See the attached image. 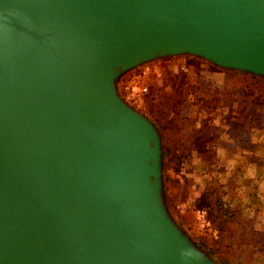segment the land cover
I'll return each mask as SVG.
<instances>
[{
    "label": "water",
    "instance_id": "obj_1",
    "mask_svg": "<svg viewBox=\"0 0 264 264\" xmlns=\"http://www.w3.org/2000/svg\"><path fill=\"white\" fill-rule=\"evenodd\" d=\"M178 55L264 76V0H0V264H224L122 87Z\"/></svg>",
    "mask_w": 264,
    "mask_h": 264
},
{
    "label": "rangeland",
    "instance_id": "obj_2",
    "mask_svg": "<svg viewBox=\"0 0 264 264\" xmlns=\"http://www.w3.org/2000/svg\"><path fill=\"white\" fill-rule=\"evenodd\" d=\"M223 70L244 73L201 57L178 55L159 57L135 68L122 82L125 94L155 119L163 131L166 199L180 222L200 241L202 235L220 233L216 221L219 215L210 194L225 190L227 198L231 192L240 193L232 190L233 185L222 188L214 183L208 187L206 177L210 181L219 177L233 183L234 175L226 172L234 171L238 174V185L256 186L257 198L264 200V180L260 177L264 171V135L253 134V127L242 117L236 120L231 117L233 110L227 102L220 110L215 109V100L226 95ZM137 79L139 84H148L149 103L134 101L125 87ZM132 84L133 81L129 86ZM165 122L174 127L169 134ZM261 124L264 117L255 128ZM166 148L171 149L175 160H169ZM252 214L263 216L264 208L254 209ZM242 264H250L248 255L242 258Z\"/></svg>",
    "mask_w": 264,
    "mask_h": 264
},
{
    "label": "trees",
    "instance_id": "obj_3",
    "mask_svg": "<svg viewBox=\"0 0 264 264\" xmlns=\"http://www.w3.org/2000/svg\"><path fill=\"white\" fill-rule=\"evenodd\" d=\"M224 85L226 95L222 99H216L215 109L220 110L225 102L231 107L235 120L242 117L253 127V134L264 135V124L255 128L256 123L264 117V76L259 78L248 73H237L225 71ZM252 105V107H249ZM248 109V111H247ZM174 127L165 122L166 133ZM169 160H175V155L170 148H166ZM184 159V158H183ZM234 171L226 172L234 175L235 181L222 180L224 178L215 177L209 180L206 177L207 186L211 187L214 183H219V187L233 185V191L229 197H225V190L220 193H212L215 209L219 215L216 219L220 225V233L217 236L212 234L202 235L199 244L206 248L210 253L216 255L224 264H242V258L248 255L250 264H264V215L253 216L254 209L264 208V200L257 198V187L251 184L238 185L236 180L238 174ZM260 177L264 180V171ZM237 183V185L235 184ZM211 183V185H210ZM219 209H218V208Z\"/></svg>",
    "mask_w": 264,
    "mask_h": 264
},
{
    "label": "built area",
    "instance_id": "obj_4",
    "mask_svg": "<svg viewBox=\"0 0 264 264\" xmlns=\"http://www.w3.org/2000/svg\"><path fill=\"white\" fill-rule=\"evenodd\" d=\"M148 67L145 68V72L147 71ZM133 81V84L131 87L129 86L130 83ZM129 84H127L125 87L130 90L131 98L134 99V101H137L139 104L142 103H149L150 99L148 97L149 92V86L148 84H139L138 79L132 80ZM135 84L138 85L137 90L135 89ZM152 100V99H151Z\"/></svg>",
    "mask_w": 264,
    "mask_h": 264
}]
</instances>
